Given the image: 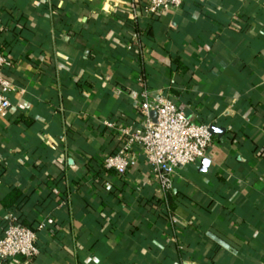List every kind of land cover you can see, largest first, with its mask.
<instances>
[{
    "label": "crops",
    "instance_id": "1",
    "mask_svg": "<svg viewBox=\"0 0 264 264\" xmlns=\"http://www.w3.org/2000/svg\"><path fill=\"white\" fill-rule=\"evenodd\" d=\"M148 1L0 0V199L18 188L43 223L37 256L1 264H264V0ZM143 89L221 130L166 194L138 145L122 177L102 166Z\"/></svg>",
    "mask_w": 264,
    "mask_h": 264
},
{
    "label": "built area",
    "instance_id": "2",
    "mask_svg": "<svg viewBox=\"0 0 264 264\" xmlns=\"http://www.w3.org/2000/svg\"><path fill=\"white\" fill-rule=\"evenodd\" d=\"M185 0H149L143 7L146 15L158 14L165 9H178ZM131 10H136L133 3ZM11 60L0 52V115L11 105L9 94L13 86L4 75ZM120 93L119 88L116 89ZM140 119L134 128H121L123 144L114 153L105 156L102 166L117 176H123L130 162L129 154L138 145L158 183V189L166 194L173 189V177L183 167L198 163L205 158L211 145L209 125L196 122L193 116L177 106L163 94L150 96L146 89L141 92ZM154 112L153 117L151 113ZM105 125L112 126L110 122ZM36 229L43 227L40 223ZM9 221L0 236V263L17 255L31 259L38 255L37 230Z\"/></svg>",
    "mask_w": 264,
    "mask_h": 264
},
{
    "label": "trees",
    "instance_id": "3",
    "mask_svg": "<svg viewBox=\"0 0 264 264\" xmlns=\"http://www.w3.org/2000/svg\"><path fill=\"white\" fill-rule=\"evenodd\" d=\"M22 121H24L25 124H30L32 122L30 119H23ZM25 201H26V195L23 192H21L18 188H12L8 192H6L4 196L0 199V203L3 206V208L10 209L11 212L14 213V216L17 218V224L36 229L35 227L32 226L30 221L27 219L26 214L24 210L22 209V206L25 203ZM174 205L175 204L172 202V199L171 200L168 199L167 201H163L161 203L157 211L168 214L174 208ZM7 223H8L7 221H4L2 223L1 230H0V236L2 235ZM36 243L40 249V245L38 243L37 238H36Z\"/></svg>",
    "mask_w": 264,
    "mask_h": 264
},
{
    "label": "water",
    "instance_id": "4",
    "mask_svg": "<svg viewBox=\"0 0 264 264\" xmlns=\"http://www.w3.org/2000/svg\"><path fill=\"white\" fill-rule=\"evenodd\" d=\"M151 115L154 117L155 113L152 112ZM209 130H210L211 134H219L220 131H221L219 128H216L214 126H210ZM208 163H209V160L207 158H202L201 159V167L200 168L202 170H205V168L207 167Z\"/></svg>",
    "mask_w": 264,
    "mask_h": 264
}]
</instances>
